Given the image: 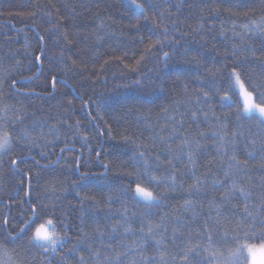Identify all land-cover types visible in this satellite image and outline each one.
<instances>
[{
  "label": "trees",
  "instance_id": "1",
  "mask_svg": "<svg viewBox=\"0 0 264 264\" xmlns=\"http://www.w3.org/2000/svg\"><path fill=\"white\" fill-rule=\"evenodd\" d=\"M137 3L0 0V264H232L262 242L264 123L228 76L262 103L244 25L264 0ZM41 224L57 244L29 243Z\"/></svg>",
  "mask_w": 264,
  "mask_h": 264
},
{
  "label": "snow or ice",
  "instance_id": "2",
  "mask_svg": "<svg viewBox=\"0 0 264 264\" xmlns=\"http://www.w3.org/2000/svg\"><path fill=\"white\" fill-rule=\"evenodd\" d=\"M131 3L137 9H139L141 12L144 11L143 6L140 3H137V0H131ZM252 25H256L257 27L253 28ZM244 27L246 30H249V31H255V30H257V28L264 30V17H261L259 22L252 20L249 22V24L244 25ZM165 31H167V29H165ZM157 43H160V42L157 41ZM161 46H163V45H161ZM151 47H154V45H150V49H151ZM167 57H168V53L165 52L164 58H167ZM41 58H42L41 56L37 57L38 60ZM141 59H143V57H141ZM138 63H139V61H138ZM228 80L231 83V89L230 90L232 91L233 95H235V88L237 86L240 87L241 92L245 97L244 111L250 113L253 109H256L259 112L258 119H260L261 122L264 123V92L259 93L258 98L262 101V103L260 105H257L255 103H252L253 92H255L256 89H253L252 91L245 90V87H244L245 82H243L241 80V75L239 72H237V70L235 68H233L232 71L229 73ZM56 82H57V77L53 76L52 77L53 85H55ZM15 83L16 82L13 81V84H15ZM229 100H230V97L227 95L221 98V102H227ZM10 143H11V141H10V137H9L8 133H4L3 135H0V151L8 149ZM12 163L16 164V161L13 160ZM105 167H107V166H105ZM83 178H85V177L82 175L81 179H83ZM172 179H173V183H174L175 177H173ZM155 181H156V178L151 177V182H155ZM125 195H128V193L126 192ZM131 199L136 200L137 202H140V200H143L145 202L151 203L153 201H156L158 198L154 195L153 191L150 190L148 187H144V186H141L140 184H137L136 187L132 190ZM186 203H188L190 205L191 202L187 201ZM46 223L51 225L53 222L51 219H49L46 221ZM253 227L254 226H250V231H251V237L250 238H254L256 236V233L254 231H252ZM150 231H151V229H150ZM20 232L24 233V232H26V229L21 228ZM53 232H49L45 228L44 224H41L38 228H35L34 234L30 238L29 243H31L32 240H39V241L47 242L51 245H55V244H57L58 241H54L51 239ZM247 235L248 234L246 233V236ZM18 236H19V234H17V237ZM259 236H260V239L262 241L259 245L245 244V245L239 246L235 250H230L229 259L232 262V264H251L253 250H255V249L264 250V230L261 231ZM41 246H43V245H41ZM245 251L247 253V256L244 257L243 261L241 262V257H243V254Z\"/></svg>",
  "mask_w": 264,
  "mask_h": 264
},
{
  "label": "clouds",
  "instance_id": "3",
  "mask_svg": "<svg viewBox=\"0 0 264 264\" xmlns=\"http://www.w3.org/2000/svg\"><path fill=\"white\" fill-rule=\"evenodd\" d=\"M51 239L54 241H58L60 239V236L57 232H53ZM251 264H264V250H253Z\"/></svg>",
  "mask_w": 264,
  "mask_h": 264
},
{
  "label": "rangeland",
  "instance_id": "4",
  "mask_svg": "<svg viewBox=\"0 0 264 264\" xmlns=\"http://www.w3.org/2000/svg\"><path fill=\"white\" fill-rule=\"evenodd\" d=\"M237 89H238L239 94H240V100H241V102H242V105H243V111H244L245 97H244V95L242 94L241 89H240L239 86H237ZM252 103H253V102H252ZM244 113H245V114L254 113V114H256V115L259 116V112H258L256 109H253L250 113H249V112H245V111H244Z\"/></svg>",
  "mask_w": 264,
  "mask_h": 264
}]
</instances>
